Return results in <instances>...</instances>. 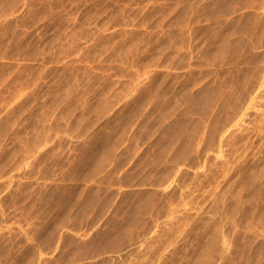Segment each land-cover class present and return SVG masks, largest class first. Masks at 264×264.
Instances as JSON below:
<instances>
[{
	"label": "rangeland",
	"instance_id": "1",
	"mask_svg": "<svg viewBox=\"0 0 264 264\" xmlns=\"http://www.w3.org/2000/svg\"><path fill=\"white\" fill-rule=\"evenodd\" d=\"M0 264H264V0H0Z\"/></svg>",
	"mask_w": 264,
	"mask_h": 264
},
{
	"label": "bare ground",
	"instance_id": "2",
	"mask_svg": "<svg viewBox=\"0 0 264 264\" xmlns=\"http://www.w3.org/2000/svg\"><path fill=\"white\" fill-rule=\"evenodd\" d=\"M152 43V42H151ZM154 47V46H153ZM169 144V143H168ZM170 145H172V143L170 144ZM178 155V154H177ZM173 157V156H172ZM179 157V156H178ZM178 159V158H177ZM176 159V160H177ZM173 160H174V158H173ZM97 164V163H96ZM175 165H176V163H175ZM95 166H97V165H95ZM100 166V165H99ZM160 166V165H159ZM94 167V166H93ZM101 167V166H100ZM96 169H97V167H95ZM166 168V167H165ZM159 170V169H158ZM162 171V170H161ZM168 171V170H167ZM160 172V171H159ZM165 173V172H164ZM171 173V172H170ZM166 174V173H165ZM169 174V173H168ZM90 175V174H89ZM163 175V174H162ZM89 177V176H88ZM91 178V177H90ZM88 180V179H87ZM155 180V179H154ZM142 183V182H141ZM154 185H156V184H154ZM64 188V187H63ZM145 188V187H144ZM62 191V190H61ZM65 192V191H64ZM39 233V232H38Z\"/></svg>",
	"mask_w": 264,
	"mask_h": 264
}]
</instances>
